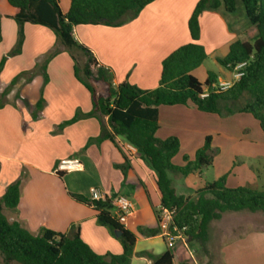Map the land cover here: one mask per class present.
<instances>
[{
  "label": "crops",
  "instance_id": "0c3cea01",
  "mask_svg": "<svg viewBox=\"0 0 264 264\" xmlns=\"http://www.w3.org/2000/svg\"><path fill=\"white\" fill-rule=\"evenodd\" d=\"M199 1L155 0L137 18L120 27L79 25L74 29V37L93 52L99 66L110 72L114 86L127 82L142 90H153L160 84L164 59L193 42L189 20ZM60 3L62 12L67 13L70 0ZM199 22L201 36L197 43L205 48L207 59L193 72L194 76L201 83L208 80L209 73L215 75V83L231 81L232 71L223 69L218 59L228 55L233 42L245 41L243 35L239 29L231 28L221 9L205 11ZM24 32L21 53L8 57L0 73L1 95L21 72L35 70L31 82L22 79L5 98H0V199L10 184L21 180L18 208L5 209V216L35 235L44 228L68 233L75 225L81 238L97 254L119 255V237L98 223L92 207L75 201L71 194L91 199V190L95 188L107 196L122 195L134 206L124 225L137 236L131 264H152V259L142 253L161 256L170 248L162 224L156 235L139 233L141 228L158 226L155 211L161 208L162 196L154 172L136 150H125L124 138L116 139L122 150L110 140H98L103 130H110L107 117H82L66 124L93 110L89 90L75 76L72 52L49 28L27 23ZM17 39L15 20L0 14V63L15 48ZM55 51L58 53L47 65L49 81L45 84L39 66ZM209 60L219 66L217 72L206 67ZM93 84L99 95L105 94L103 83ZM96 84L104 85L101 91ZM41 100L42 108L37 109ZM263 134L259 121L248 113L223 116L201 112L193 104L159 108L157 138L176 137L181 143L173 158L175 165L183 166L184 156L194 159L207 136L213 137L212 145L218 150L212 166L214 178L206 176L204 169L189 176L171 175L178 193L187 197H194L207 182L224 175H228L229 188L255 187L260 180L259 167L246 162L235 165L234 159L238 155L250 159L264 157V151L252 152L255 138L262 139ZM70 158L80 159L82 169L58 171L59 163ZM126 162L128 170L124 175L118 166ZM224 214L218 221L224 219ZM252 222L253 227L247 223L245 230L234 238L228 235L232 230L220 236L209 233L204 264H264V221ZM173 249L174 264L188 260L182 242L177 241Z\"/></svg>",
  "mask_w": 264,
  "mask_h": 264
},
{
  "label": "trees",
  "instance_id": "16d2710c",
  "mask_svg": "<svg viewBox=\"0 0 264 264\" xmlns=\"http://www.w3.org/2000/svg\"><path fill=\"white\" fill-rule=\"evenodd\" d=\"M155 0H70V9L63 13L60 0H0V14L12 18L18 25L15 48L0 63V73L10 56L21 53L27 23L51 29L66 49L72 52L76 78L89 90L93 110L77 115L70 124L82 117H107L110 130H103L98 140H110L119 149L117 138L122 137L140 154L141 159L154 172L161 193V207L174 210L170 230L176 227L189 237V245L198 243L206 254L210 239V226L226 212H264V190L252 187L229 188L227 176L207 182L194 197L178 193L171 175L189 176L213 166L217 150L213 137L207 136L194 159L183 157L184 165L173 163L181 143L178 138H157L159 108L163 105L193 104L199 111L223 116L248 113L259 121L264 132V0H239L249 23L256 27L251 40H236L229 53L218 62L230 71L246 62L244 75L225 92H213L202 97L204 88L215 83V75L209 73L205 83L193 74L207 59L205 48L197 43L201 36L200 17L205 11H217L222 7L229 13L236 11L234 0H200L189 20L193 42L183 45L167 56L162 64L160 84L153 90H142L130 83L114 86L110 72L98 65L93 52L74 37L79 25H106L120 27L138 17L141 11ZM58 51L53 52L40 66L44 83H48L47 65ZM84 59V62L81 61ZM38 67V66H37ZM96 71V72H95ZM35 70L21 72L1 93L5 98L22 79L31 82ZM93 82L105 85V94L99 95ZM42 100L36 105L42 108ZM122 150V149H121ZM124 175L128 162L118 166ZM72 198L92 207L98 223L110 229L113 235L121 230L119 240L122 253L99 255L81 238L79 228L73 225L68 233L42 229L33 234L17 221H9L5 209L16 211L21 199V180L10 184L0 199V255L1 264H131L137 236L120 224L114 213L113 197L88 199L80 194ZM158 226L139 229L143 236L160 233V212L155 211ZM152 259V264H174L175 253L169 248L161 256L142 253Z\"/></svg>",
  "mask_w": 264,
  "mask_h": 264
},
{
  "label": "rangeland",
  "instance_id": "374dc122",
  "mask_svg": "<svg viewBox=\"0 0 264 264\" xmlns=\"http://www.w3.org/2000/svg\"><path fill=\"white\" fill-rule=\"evenodd\" d=\"M235 6H236V11L233 13H229L225 10L224 7L221 8V10L227 15V19L231 25L232 29H239L238 32H240L245 40L251 41L257 31L256 27L251 25L246 17L245 10L241 6L239 0H234ZM206 67H208L211 70H216L218 69L219 66L216 64H213V60H209L206 63ZM223 69H225L223 67ZM226 73H229L227 70H225ZM96 72V71H95ZM232 75V74H230ZM95 85V84H94ZM96 87L101 91V89L104 87L103 84H96ZM264 135V134H263ZM257 137V136H255ZM252 147L255 149L252 152H259V151H264V136L262 139H259V137L255 138V142L252 144ZM257 150V151H256ZM218 151V150H217ZM247 157V156H246ZM244 155H238L234 159L235 165L240 163V162H246L249 164H253L258 166L259 168V178L260 180L258 181V184L253 187L249 186L252 188H256L258 190H264V157H261L259 159H253V158H246ZM204 173L206 176H208L210 179L214 178V170H212V167L209 168H204ZM245 216V217H241ZM237 217V218H235ZM241 217V218H239ZM239 218V219H238ZM253 219H257V222L264 221V212H257V213H252L249 211H243V212H226L224 214V219L221 221H215L212 222L211 227H210V233L214 236L218 235L220 236L223 232L226 230L231 231L228 235L234 238L235 236L241 234L247 226V223H250L249 227H253L251 225H254V222H252ZM191 250L194 252L196 258L200 262V264H204V257L205 253L201 250V247L198 243H195L193 245H190ZM0 261H1V255H0ZM16 264V263H13Z\"/></svg>",
  "mask_w": 264,
  "mask_h": 264
},
{
  "label": "built area",
  "instance_id": "2783aa9c",
  "mask_svg": "<svg viewBox=\"0 0 264 264\" xmlns=\"http://www.w3.org/2000/svg\"><path fill=\"white\" fill-rule=\"evenodd\" d=\"M247 63H240L233 69V79L231 81H225L221 83H212L208 87L204 88L202 97H208L213 92H225L230 89L240 78L244 75L243 69L246 67ZM125 150L128 152H133L136 149L130 145H124ZM82 169V163L78 158H70L62 160L58 165V171L69 172V171H79ZM92 199L99 200L104 198L105 194L101 193L98 189L93 188L91 190ZM112 197V196H108ZM114 204V213L118 218L120 224L125 225L127 223L128 218L132 215L134 206L133 203L122 195H116L113 197ZM161 224L166 228V239L170 248L175 246L177 241L182 242L187 248V252L189 254L188 260L183 264H200L198 259L196 258L194 252L189 248V237L186 236L182 231H179L176 227L173 230H170V226L174 217V210H170L167 208L161 207L159 209Z\"/></svg>",
  "mask_w": 264,
  "mask_h": 264
},
{
  "label": "water",
  "instance_id": "95a60500",
  "mask_svg": "<svg viewBox=\"0 0 264 264\" xmlns=\"http://www.w3.org/2000/svg\"><path fill=\"white\" fill-rule=\"evenodd\" d=\"M115 234L117 237H120L122 235V231L121 230H116Z\"/></svg>",
  "mask_w": 264,
  "mask_h": 264
}]
</instances>
